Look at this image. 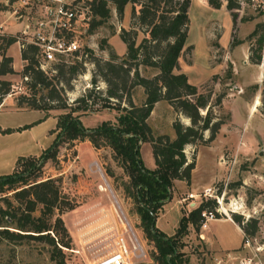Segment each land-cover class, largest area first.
<instances>
[{
	"label": "rangeland",
	"instance_id": "obj_1",
	"mask_svg": "<svg viewBox=\"0 0 264 264\" xmlns=\"http://www.w3.org/2000/svg\"><path fill=\"white\" fill-rule=\"evenodd\" d=\"M220 1L219 7L214 8L206 0H189L186 48L178 56V62L191 80H200L197 84L199 91L211 90L210 101L216 93L224 91L220 104L211 107L214 119L221 118L223 123L210 141L184 146L186 159L194 161L189 183L173 180L170 197L157 211L154 224L164 233L172 234L180 215L201 201L213 198L215 205L211 211L218 214L214 218L225 216L220 211L222 207L230 219L232 212L240 214L243 222L255 217L257 229L253 235H244L243 232L240 235L232 219L231 222L211 218L206 220L207 227L200 224L196 231L188 225L187 232L180 237V264H237L244 256L264 264V116L259 111L260 91L264 86V0H235L237 7L232 10L237 15L234 23H231L225 6L226 0ZM132 4L137 13L139 2H126L123 10L128 6L131 8ZM107 6V17L94 24L92 18L97 20L98 16L92 15L90 10L89 20L80 28L76 40L79 52H85L80 59L84 64L68 84L63 85L61 96L66 107L48 109L56 116L69 107L78 106L72 114H78L87 127L102 120L114 122L120 111L115 107L114 99L105 102L100 97L103 94L96 91L95 85L100 86L99 89L105 88L103 82H90L94 68L92 56L106 59L109 52L118 56V31L130 28L133 22L130 9L126 15L123 12L122 19L112 0H107ZM38 9L33 0H0V19L17 20L21 24V20L13 17L12 10H15L14 13L24 14L27 21L33 22L38 18ZM256 23V33L248 37ZM134 27L137 30L135 42H138L147 35L143 30L145 26L135 23ZM19 31L20 28L14 33ZM259 34L262 41L258 50L255 39ZM247 44L250 54L259 52L257 63L246 58ZM9 81L16 84L19 76H13ZM90 88L93 90L85 101H73L81 94H87ZM24 91L26 93V88ZM31 91L27 89L28 94ZM18 94L7 97L0 109V121L11 126L28 123L35 116L32 109L15 108H29L24 104L17 105ZM141 98V88L137 87L133 100L139 103ZM250 105L253 113H250ZM174 119L188 123V118L161 99L154 103L146 122L153 135L164 133L172 137L171 122ZM50 123V120L46 121L47 125ZM46 133L43 131L39 135L42 149L51 142L52 136ZM207 134L205 130L203 137ZM22 149L40 151L36 145L29 146L28 143ZM139 156L144 166H154L148 141L140 143ZM41 164L39 177H56L62 192L75 201L71 209L59 214L70 239L69 247L61 246L66 264H93L97 256L115 246L116 236L121 234L127 241L131 264H157L152 257L155 248L144 237L132 200L124 192L127 176L106 143L98 147L86 139L60 143L55 159L46 158ZM106 169L110 175L106 174ZM205 188L208 193L203 194ZM245 238L249 240L248 246L242 245ZM136 243L140 248H133ZM140 249L143 254L136 256ZM0 264H54V260L49 257L47 243L1 240Z\"/></svg>",
	"mask_w": 264,
	"mask_h": 264
},
{
	"label": "trees",
	"instance_id": "obj_2",
	"mask_svg": "<svg viewBox=\"0 0 264 264\" xmlns=\"http://www.w3.org/2000/svg\"><path fill=\"white\" fill-rule=\"evenodd\" d=\"M13 1V0H8ZM121 16L126 2H139L135 13L133 4L130 8L132 26L120 28L118 36L125 45L120 55L109 52V57L100 59L92 56L90 82L101 81L104 89H97L102 99L109 102L114 99L115 107L120 110L115 121L102 120L95 126L82 124L78 114H72L78 106L56 115L51 142L35 155H19L13 168L8 173L0 174V241H41L49 246V257L54 264H66L61 246L69 247V236L59 214L71 209L75 201L64 194L56 177L41 178V162L46 158L55 159L60 143L75 139L88 140L94 147L106 143L112 150V157L117 158L119 166L127 176L123 184L124 192L132 200L133 210L138 215V226L144 237L151 241L155 250L153 259L157 264H180V237L187 232L188 225L196 231L202 216L201 210H214L215 201L208 198L201 201L186 214L179 216L172 234H166L157 228L154 219L162 203L170 197V189L175 179L189 183L193 159L187 160L183 148L186 144L205 143L214 138L223 119L212 113V105H219L224 91L216 93L210 101L211 90L199 91L198 86L187 81L186 75L179 70L178 56L186 48L187 9L189 0H112ZM207 4L217 8L220 0H206ZM92 15L98 16L94 24L107 17V0H88ZM231 23L235 22L237 7L235 0H226ZM135 23L144 25L147 35L135 42L137 30ZM255 27L248 37L257 31ZM3 46L14 41V36H1ZM257 49L261 46V34L256 39ZM250 44V43H249ZM191 48V45H189ZM247 58L251 63L260 59L259 52ZM36 47L26 43L20 48V56L25 60L20 74H25L26 93L18 94L17 105L29 108L51 109L66 107L61 96L63 85L68 84L74 74L82 68L83 62H55L50 67L53 71L44 72L37 65ZM118 58V60H113ZM11 57L1 54L0 58V93L8 90L10 81L1 75L12 72ZM212 77H214L212 75ZM264 81V76H263ZM60 83V84H59ZM59 84V85H58ZM141 88L142 98L139 103L133 100V92ZM31 93H27V89ZM44 89V92L42 91ZM73 99L83 102L92 92ZM103 90V91H102ZM38 93V96L36 94ZM165 100L171 107L181 112L188 123L178 119L171 122L173 136L158 133L153 135L146 122L154 103ZM121 101L125 104L121 105ZM259 111L264 116V86L260 91ZM24 124L16 128H3L2 132L26 128ZM207 130V136L203 132ZM143 141L150 143V152L154 166H144L139 156V145ZM107 175L109 171L105 170ZM37 213L34 214V211ZM215 216L218 214L215 212ZM225 217V216H224ZM231 219L238 224L244 235H253L257 229V219L249 217L242 221L240 214L231 213Z\"/></svg>",
	"mask_w": 264,
	"mask_h": 264
},
{
	"label": "built area",
	"instance_id": "obj_3",
	"mask_svg": "<svg viewBox=\"0 0 264 264\" xmlns=\"http://www.w3.org/2000/svg\"><path fill=\"white\" fill-rule=\"evenodd\" d=\"M25 2V0H21ZM39 6L38 18L34 21H27V16L21 13H14L13 17L19 20L23 19V25L18 34H14V40L18 43L19 48L24 44L30 43L35 45V58L37 65L44 72L53 71L51 63L66 62L72 63L80 61L83 54L79 52V43L76 40L80 28L86 24L90 17V7L86 0H33ZM27 3V2H26ZM24 18L26 19L24 21ZM84 64V62H83ZM27 79L25 74H20L19 82L10 83L8 90L0 93V109L3 107L4 100L18 93H25V83ZM101 83V81H99ZM99 89L98 85H95ZM208 188L203 190V194L208 193ZM202 220L200 224L206 225V220L215 217L211 210H201ZM249 240L245 238L242 245L248 246ZM140 248L136 243L133 248ZM139 254H143L140 249ZM130 250L126 239L121 234L116 236L115 246L106 253L97 256L93 264H131ZM237 264H258L250 256L241 257Z\"/></svg>",
	"mask_w": 264,
	"mask_h": 264
},
{
	"label": "crops",
	"instance_id": "obj_4",
	"mask_svg": "<svg viewBox=\"0 0 264 264\" xmlns=\"http://www.w3.org/2000/svg\"><path fill=\"white\" fill-rule=\"evenodd\" d=\"M130 9V6L128 8H124L122 10V19H123V12L124 15L128 14V10ZM20 22V21H18ZM17 20H7V19H0V39L1 36H13L15 31H17L19 28L21 29L23 25V19L21 20V24H19ZM118 55L122 54L125 50V45L122 42V40L118 36ZM1 41V40H0ZM246 47V58L248 54V44L245 46ZM244 47V50H245ZM1 54L7 55L11 57V67H12V72L10 73H5L1 75L2 78L10 79L13 76H20V71L22 68V65L25 63V60L21 58L20 56V48L18 46V43L14 40L11 43L3 46L2 43H0V58ZM179 65V70L183 71L186 75L187 81L190 82L191 84H194L198 86L197 84L199 83V79H194L191 80L190 77L186 74L185 68L183 69L180 63L178 62ZM192 65L189 64V66ZM188 66V68H189ZM142 94V91H141ZM255 98V97H254ZM4 100V104L5 105ZM253 104V103H252ZM251 104V105H252ZM251 105H250V113H253L251 110ZM17 109H32L35 111V116L33 117L34 119L28 123H22L19 125H14L11 126L8 123L0 121V174L3 173H8L9 171L12 170L14 161L17 156L19 155H36L39 154L41 149H42V144L40 143V133L48 132L46 133L49 134V136H54L53 132H50V129H52L55 125L56 121V116H54L53 113L49 112L48 109H40V108H22V107H15ZM50 120V125L46 124V121ZM24 124H29L26 128L19 129V130H11L9 132H2L1 129L3 128H16L19 126H22ZM51 138V140H52ZM29 144V146H37V150L40 151H24V148L26 144ZM214 219H227L231 221L230 218L227 217H222V218H214ZM212 219V220H214ZM232 222V221H231ZM240 232V235H242L241 229L234 223L232 222ZM207 227V225H206ZM230 255L231 253H227Z\"/></svg>",
	"mask_w": 264,
	"mask_h": 264
},
{
	"label": "bare ground",
	"instance_id": "obj_5",
	"mask_svg": "<svg viewBox=\"0 0 264 264\" xmlns=\"http://www.w3.org/2000/svg\"><path fill=\"white\" fill-rule=\"evenodd\" d=\"M220 211L227 217L230 218L228 213L226 212V210H224L222 207L220 208ZM206 225H204L203 227H205Z\"/></svg>",
	"mask_w": 264,
	"mask_h": 264
}]
</instances>
